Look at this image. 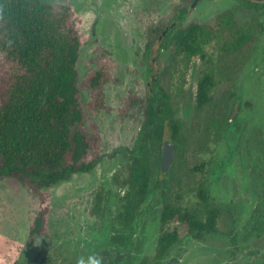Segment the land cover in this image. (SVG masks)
Segmentation results:
<instances>
[{
    "label": "rangeland",
    "instance_id": "obj_1",
    "mask_svg": "<svg viewBox=\"0 0 264 264\" xmlns=\"http://www.w3.org/2000/svg\"><path fill=\"white\" fill-rule=\"evenodd\" d=\"M44 1L80 38L79 85L85 129L96 139L88 157L95 165L41 190L0 177V264H75L78 256L91 252L100 254L104 264H115L119 246L131 252L132 264H264V4ZM184 3L190 10L177 29L193 23L209 29L203 52L190 58L178 50L173 35L160 44L163 32L154 38L152 30L178 23L175 15ZM240 35L243 42L237 45ZM99 65H106L110 78L103 85L104 108L93 110L86 79ZM207 71L214 77L213 99L198 110V83ZM162 90L172 121L181 124L175 132L170 119L163 121L162 141L173 133L176 138V157L167 172L159 163V129L143 127L150 94L158 97L153 108L158 113ZM139 148L150 158L151 186L156 187L146 203L129 213L127 182ZM201 183L222 210L217 231L203 238L187 236L159 260L162 231L182 227L175 220L162 224L163 207H199ZM41 210L44 229L32 238Z\"/></svg>",
    "mask_w": 264,
    "mask_h": 264
},
{
    "label": "trees",
    "instance_id": "obj_2",
    "mask_svg": "<svg viewBox=\"0 0 264 264\" xmlns=\"http://www.w3.org/2000/svg\"><path fill=\"white\" fill-rule=\"evenodd\" d=\"M244 1L264 4V1ZM189 10V5L184 3L178 7L175 15L178 23L173 27L161 24L152 28L154 38L167 28L160 44L173 35L178 50L187 58L203 52L209 31L200 23L177 29ZM242 38L240 35L237 45L242 44ZM79 51L78 34L52 4L44 0H0V177H13L28 187L41 190L69 180L74 173L94 168L95 160L88 157L96 139L85 129L87 113L82 103L77 68ZM109 78L106 65H99L87 76L86 86L92 95L93 110L104 108L103 85ZM151 83L154 87L156 78ZM214 83L210 71L199 80L198 110H203L213 99ZM162 92L158 113L153 110L158 97L150 94L143 124L144 128L159 129L161 141L164 119L172 121L168 95ZM171 126L175 132L181 129L178 122L172 121ZM171 139L176 142L175 133ZM151 182L150 158L139 148L132 159L127 182L129 213L153 195L156 185L152 187ZM197 196L199 207L183 209L171 204L163 207L162 224L175 220L182 227L162 231L157 242L159 260L172 245L187 236L203 238L217 231L222 210L212 200L205 183L198 187ZM44 219L45 213L41 210L30 232L32 238L43 232ZM131 238L130 235L128 239ZM119 247L121 251L115 264H132L131 252ZM13 264L21 263L16 260Z\"/></svg>",
    "mask_w": 264,
    "mask_h": 264
},
{
    "label": "water",
    "instance_id": "obj_3",
    "mask_svg": "<svg viewBox=\"0 0 264 264\" xmlns=\"http://www.w3.org/2000/svg\"><path fill=\"white\" fill-rule=\"evenodd\" d=\"M199 0H193L191 7H195ZM175 22L170 26L173 27ZM167 28L164 29L163 34L165 35ZM176 157V146L171 139H164L161 147V170L162 172H167L173 165ZM170 264H176L172 261Z\"/></svg>",
    "mask_w": 264,
    "mask_h": 264
},
{
    "label": "clouds",
    "instance_id": "obj_4",
    "mask_svg": "<svg viewBox=\"0 0 264 264\" xmlns=\"http://www.w3.org/2000/svg\"><path fill=\"white\" fill-rule=\"evenodd\" d=\"M75 264H104V258L98 253L91 252L87 256H78Z\"/></svg>",
    "mask_w": 264,
    "mask_h": 264
}]
</instances>
